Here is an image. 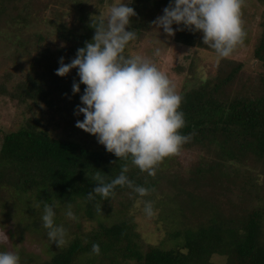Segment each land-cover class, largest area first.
Segmentation results:
<instances>
[{"label":"trees","instance_id":"obj_1","mask_svg":"<svg viewBox=\"0 0 264 264\" xmlns=\"http://www.w3.org/2000/svg\"><path fill=\"white\" fill-rule=\"evenodd\" d=\"M254 1L261 7L262 18L260 34L253 38L252 57L258 70L249 73L243 70L242 61L232 57L218 58L215 73L209 77L202 76L194 63L189 65L188 71L197 82L183 86L179 93L185 119L180 132L190 137L180 151H189L196 158L185 168L177 163V155L166 157L156 166L155 176L141 171L130 157L118 159L105 148L94 150L78 141L55 137L42 123V107L52 115L62 109L73 114L80 103L85 85H80V93L71 91L73 81L79 80L77 70L63 77L55 70L61 56L65 63L70 62L76 50L92 39L100 19L79 16L76 26L55 22L54 17L48 20L57 32L56 46L39 48L23 78L12 88L0 83V93L27 110L21 125L1 139L0 208L44 213L45 204L55 201V213L72 207L96 219L97 226L73 233L63 245L47 241L52 250L46 252V258L21 250L20 264H217L213 255L223 256L222 264H264V0ZM168 3L133 0L130 6L136 16L127 27L136 33V39L126 46L125 56H132L133 44L144 38ZM30 5L31 0H0V21L9 17V10L15 12L16 19L26 21ZM51 5L55 4L47 7ZM201 37L202 33L185 29L175 32L174 41L216 54ZM39 39L45 40L43 36ZM67 98L69 104L59 107ZM234 163L258 168L262 184L248 175L250 170L229 172V164ZM124 167L133 187L116 186L107 199L94 193V198H89L97 173L110 182ZM135 186L169 191L161 192L164 197L155 203L160 206L159 220L166 225L167 239L173 243L169 247L144 245L138 240L132 217L124 215L122 209L112 211V200L139 195ZM32 225L45 236L42 224ZM94 244L100 246L99 254L93 252ZM0 251H5L3 245Z\"/></svg>","mask_w":264,"mask_h":264},{"label":"clouds","instance_id":"obj_2","mask_svg":"<svg viewBox=\"0 0 264 264\" xmlns=\"http://www.w3.org/2000/svg\"><path fill=\"white\" fill-rule=\"evenodd\" d=\"M132 3L133 0H119L112 6L94 27L92 39L76 50L70 62L65 63L63 56L59 58L55 74L63 77L77 70L79 80L73 81L72 94L80 93V85H85L80 103L73 110L74 116L82 114L83 119H77L75 126L94 135L118 159L130 157L141 171L155 176L156 166L166 157L179 154L190 137L180 132L185 126L180 110L183 97L168 76L148 58L124 55L126 46L136 39V33L127 27L130 18L136 16ZM243 3L244 0H169L163 14L152 24L168 37L185 29L200 32L204 45L213 49L218 58H227L246 36L241 18ZM127 171L124 167L110 182L97 173L96 187L89 198L93 199L94 193L107 199L116 186L133 187L125 175ZM134 191L140 196L148 193L142 186H135ZM56 206L55 201L45 204L41 219L48 238L59 246L64 242L65 229L55 224ZM144 211L153 214L151 202H145ZM66 214L74 218L71 210ZM92 250L99 254L100 246L94 244ZM0 264H20L19 253L0 251Z\"/></svg>","mask_w":264,"mask_h":264},{"label":"rangeland","instance_id":"obj_3","mask_svg":"<svg viewBox=\"0 0 264 264\" xmlns=\"http://www.w3.org/2000/svg\"><path fill=\"white\" fill-rule=\"evenodd\" d=\"M117 3H119V0H103L102 2L100 0H31L32 11H30L31 14L26 21L16 19L15 12L9 10V17L0 21V83L4 82L5 86L12 88L16 81L23 78L28 63L36 56L39 48L45 44L56 46L55 37L57 32L55 27L48 23L49 19L52 20L54 17L55 22L76 26L79 24V16L87 17L86 20L106 17L110 8ZM50 4H55L51 6H57L58 11L51 8V6L47 7ZM167 5L160 9L156 18L163 14L162 10ZM241 11L242 27L246 33V39L244 38L243 43L238 44L233 51L234 53L228 57L242 61L243 70L253 73L259 67H257V61L252 57V54L255 44L253 38L260 34L261 7L254 0H244ZM176 27V25H173L174 29ZM40 36H43L45 40L40 42ZM18 43H21V45H18ZM59 45H62V43H59ZM133 45L132 56L141 55L155 63L159 70L168 76L178 93H180L183 86H192L197 82L196 77L188 71L191 63H194V66L200 69L204 77L214 75L218 63L216 54L208 50L180 45L174 41V36L168 37L162 29L158 31L153 24L145 32L144 38ZM157 49H159L158 54ZM65 104H69L68 98L59 103L58 106L62 107ZM25 109L24 105L18 104L17 101L11 100L0 93V143L5 133L15 130L21 125L23 113L27 111ZM41 109L43 113L40 115V119L55 137L75 140L94 150L105 148L97 142L94 135L75 126L76 120H82L83 118L65 112L64 109L55 115L49 114L44 107ZM175 157L179 165L187 168L191 166L196 155L182 150ZM245 169L252 172L248 175H253L255 180L259 179L255 183L262 184V174H257L259 173L258 168L241 167L236 163L228 166L229 172L236 170L240 173ZM154 189L148 190L145 196L133 197L127 194V198L118 197L110 202V206L113 212L122 209L125 212L124 215L132 217L135 232L141 243L169 247L173 243L167 239L165 223L159 220L160 206H155V203L157 204L158 200L164 197L161 192L166 194L169 191L166 188L160 189L159 187ZM235 194H239V191L235 190ZM120 201L125 203L124 206H120ZM146 201L152 203V215H148L144 211ZM68 210L73 212L74 218L67 216ZM14 211L12 207L4 210L0 208V241H4L0 245L4 246L5 251L19 253L24 250L46 258L48 255L46 252L52 250L51 246H46L47 241L52 242L48 238V231L44 228L45 236H42L41 231H34L32 225L36 222L38 225L42 224L43 226L40 219L44 213L42 211H30L29 214H25L18 209L19 212L14 213ZM55 214V224L63 226L66 232L64 242L71 239L73 233L88 232L97 226L96 219H89L83 212L74 211L72 207L61 208ZM22 230L24 232L21 234L20 231ZM5 234L8 236L6 240ZM212 260L214 263L222 264L225 258L213 255Z\"/></svg>","mask_w":264,"mask_h":264}]
</instances>
